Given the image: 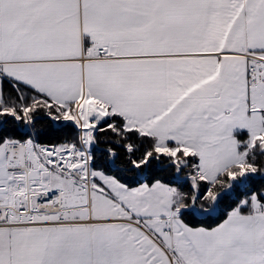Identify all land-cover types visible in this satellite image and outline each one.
<instances>
[{"label":"snow or ice","instance_id":"snow-or-ice-1","mask_svg":"<svg viewBox=\"0 0 264 264\" xmlns=\"http://www.w3.org/2000/svg\"><path fill=\"white\" fill-rule=\"evenodd\" d=\"M0 264H264V0H0Z\"/></svg>","mask_w":264,"mask_h":264}]
</instances>
